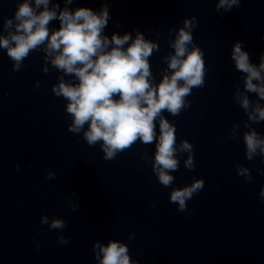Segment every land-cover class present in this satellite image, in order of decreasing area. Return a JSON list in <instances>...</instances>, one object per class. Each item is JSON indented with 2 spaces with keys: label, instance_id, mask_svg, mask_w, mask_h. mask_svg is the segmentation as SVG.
Returning a JSON list of instances; mask_svg holds the SVG:
<instances>
[{
  "label": "water",
  "instance_id": "obj_1",
  "mask_svg": "<svg viewBox=\"0 0 264 264\" xmlns=\"http://www.w3.org/2000/svg\"><path fill=\"white\" fill-rule=\"evenodd\" d=\"M22 2L0 0V36L15 32ZM218 3L49 0V9L58 5L57 16L65 8L99 13L107 6L102 35L129 34L124 48L137 33L155 44L147 58L154 85L172 74L173 44L181 29L190 30L189 50L203 53V83L191 88L176 114L161 111L174 128L177 167L165 169L169 185L156 171L159 116L152 142L138 138L106 159L103 140L88 144L87 122L71 130L69 101L53 87L61 77L66 84L78 81L52 64L47 40L15 71L0 48V264H99L97 245L110 241L127 247L130 264H264V145L249 158L245 139L255 132L264 141V119L256 111L264 110V98L245 87L248 74L232 59L240 41L249 63L259 68L264 62V0H240L227 12ZM6 19H13L9 29ZM48 27L50 34L58 30L59 19ZM200 181L203 187L185 199L183 210L171 201L174 191ZM56 220L64 226L51 227Z\"/></svg>",
  "mask_w": 264,
  "mask_h": 264
},
{
  "label": "clouds",
  "instance_id": "obj_2",
  "mask_svg": "<svg viewBox=\"0 0 264 264\" xmlns=\"http://www.w3.org/2000/svg\"><path fill=\"white\" fill-rule=\"evenodd\" d=\"M240 0H219L217 8L229 11ZM68 4L72 0H67ZM43 5V10L37 9ZM54 5L49 9V0H23L17 5L14 15L15 32L0 36V48L7 50V55L15 62L13 70L20 68L21 62L30 50L47 40L46 51L54 56L52 64L62 69L65 74H73L77 83H64L63 77L59 85L53 87L57 96L62 95L69 103L67 112L72 114L71 130L79 132L88 123L85 138L88 144L103 140L106 159L113 158L117 150L132 145L138 138L144 143L153 141L154 120L160 117V134L158 136L156 171L164 185H169L172 176L165 169H175L177 162L173 158L174 128L164 119L161 111L167 109L176 114L184 106V97L193 86L203 83V53L199 48L189 50L192 41L190 30L181 29L173 47L175 55L170 58L171 75H165L158 85L152 84L148 57L157 46L146 41L137 33L127 48L129 34L119 36L113 34L111 40L102 35L108 19L107 6L96 13L88 8H79L70 12L67 8L57 16ZM59 19L60 27L50 34L49 21ZM187 25V22H186ZM13 26V19H6L5 29ZM110 45H113L110 47ZM232 59L237 69L247 73L245 87L264 98V62L259 68L249 63V55L241 50V42L234 45ZM264 61V53L261 54ZM260 81L254 84L253 80ZM183 81V84L180 83ZM247 109L248 98L242 100ZM259 117L264 119V110L256 108ZM255 118V117H250ZM249 158L264 141L257 139L253 132L245 137ZM188 143L183 144L189 149ZM264 151V147H261ZM191 165V159L188 161ZM19 170V165H16ZM203 187V181L186 187L182 191H174L171 201L179 202L180 209L185 207V199L191 198L197 189ZM264 197V190L261 191ZM46 221V218L44 220ZM63 221L56 220L51 227L62 228ZM61 244L67 243L61 239ZM97 258L99 264H130L128 249L120 242L110 241L107 246H99ZM102 254V258L101 255Z\"/></svg>",
  "mask_w": 264,
  "mask_h": 264
}]
</instances>
